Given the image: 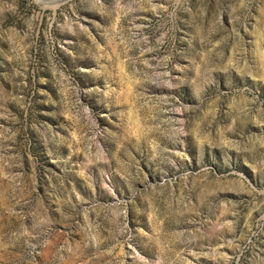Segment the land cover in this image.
Wrapping results in <instances>:
<instances>
[{
  "label": "rangeland",
  "instance_id": "rangeland-1",
  "mask_svg": "<svg viewBox=\"0 0 264 264\" xmlns=\"http://www.w3.org/2000/svg\"><path fill=\"white\" fill-rule=\"evenodd\" d=\"M0 0V264H264V0Z\"/></svg>",
  "mask_w": 264,
  "mask_h": 264
},
{
  "label": "water",
  "instance_id": "water-1",
  "mask_svg": "<svg viewBox=\"0 0 264 264\" xmlns=\"http://www.w3.org/2000/svg\"><path fill=\"white\" fill-rule=\"evenodd\" d=\"M69 0L65 1V2H68Z\"/></svg>",
  "mask_w": 264,
  "mask_h": 264
}]
</instances>
